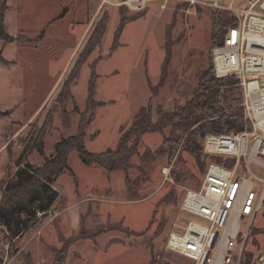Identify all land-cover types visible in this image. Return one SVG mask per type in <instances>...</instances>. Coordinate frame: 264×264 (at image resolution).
I'll return each mask as SVG.
<instances>
[{"label":"rangeland","instance_id":"obj_1","mask_svg":"<svg viewBox=\"0 0 264 264\" xmlns=\"http://www.w3.org/2000/svg\"><path fill=\"white\" fill-rule=\"evenodd\" d=\"M8 2L6 30L18 40L7 44L0 40V55L12 60L9 65L0 63V111L10 110L0 116V186L12 179L19 160L32 166L43 163L36 141L42 140L44 155L49 157L58 140L76 133L79 114L87 105L91 68L95 73L92 99L102 105L93 108V118L85 126L89 152L115 148L139 108L150 104L154 120L156 108L170 111L182 105L200 75L216 77L207 32L210 13L216 9L207 4L174 0L160 9L151 3L136 14L111 5L98 8L99 0ZM246 5L245 0L233 2L234 7ZM119 13L139 17L125 24L119 45L109 51ZM102 16L106 29L101 42L83 55L89 34ZM74 66H79L78 75L61 101L58 94L76 72ZM169 130L141 137L138 154L145 152L150 159L145 166L138 156L131 158L136 167H145L143 176L140 169H129L131 181L141 180L134 186H127L122 170L86 166L75 151L70 152L67 165L72 172L66 170L54 179L57 197L50 209L15 238L0 225V264H190L166 251L164 243L171 223L181 222L178 208L183 193L198 189L203 170L182 149L185 135L172 142ZM203 159L222 164L213 156ZM250 168L263 175L262 169ZM261 210L246 239L245 258L264 252Z\"/></svg>","mask_w":264,"mask_h":264},{"label":"built area","instance_id":"obj_2","mask_svg":"<svg viewBox=\"0 0 264 264\" xmlns=\"http://www.w3.org/2000/svg\"><path fill=\"white\" fill-rule=\"evenodd\" d=\"M171 1L99 0L98 8L124 5L136 12L151 3L163 9ZM185 1L226 10L235 18L222 43L212 48L211 60L216 77L239 80L244 128L202 137L203 153L222 164L208 161L198 189L183 193L178 208L181 222L171 223L164 248L190 264H241L260 208L264 214V0H245L247 5L242 8L233 6L235 0L226 5L219 0ZM250 166L262 169L263 175ZM248 264H264V252L250 257Z\"/></svg>","mask_w":264,"mask_h":264},{"label":"trees","instance_id":"obj_3","mask_svg":"<svg viewBox=\"0 0 264 264\" xmlns=\"http://www.w3.org/2000/svg\"><path fill=\"white\" fill-rule=\"evenodd\" d=\"M116 7L130 11L124 5ZM6 9L7 0H0V40L4 44L18 40V36H13L6 30L4 22ZM214 9L216 10L210 13L207 30L213 47L222 43L228 28L235 24V18L230 12L218 8ZM144 10L133 13L138 14ZM119 16V22L114 31L109 51L119 45V35L125 24L139 17V15H136L127 18L122 13H119ZM105 29V17L102 16L94 24L89 34L82 52L83 55L87 56L100 44ZM0 62L7 63L1 55ZM73 69H76V72L63 82L62 89L58 94V99L61 101H64L61 96L62 93H69V85L78 75L79 66H74ZM211 69L213 72L212 60ZM162 82L163 79L157 83L158 86ZM94 85L95 73L91 68L87 84V105L84 111L79 114L76 133L58 140L49 157L44 155L42 140L36 141L34 145L39 155L43 156V163L32 166L29 162L21 164L19 160L12 179L10 178L0 186V225L5 228L10 238L20 236L50 209L57 197V191L52 187L54 179L66 170L72 172L67 165L68 155L72 151L77 153L80 161L86 166L96 164L106 172L122 170L126 177L127 186L129 183L134 186L135 182L138 185L141 180L135 178L136 180L131 181L127 177L129 169L138 168L143 176L145 167L142 170L139 166L136 167L131 162V158L138 156L145 166L150 159L149 154L145 152L139 156L137 150L144 134L157 132L163 135V130L169 127V136L172 142H177L185 135L182 149L193 157L204 173L208 160L205 163L203 158H207V156L203 153L202 143L198 138H202L208 133H228L240 131L244 128L243 107L241 105L242 92L239 80L234 76L216 78L200 75L197 86L182 105L170 111L163 110L160 107L156 108L157 116L154 120L151 118L150 104L147 107L139 108L134 114L129 128L120 135L115 148H108L102 152H89L84 144L85 126L93 118L91 113L93 108L102 105L92 99ZM9 112L10 110L0 111V116L7 115ZM41 132L38 134L39 137L42 136ZM159 152L164 153L165 150H159ZM249 260L250 257H247L241 264H248Z\"/></svg>","mask_w":264,"mask_h":264},{"label":"crops","instance_id":"obj_4","mask_svg":"<svg viewBox=\"0 0 264 264\" xmlns=\"http://www.w3.org/2000/svg\"><path fill=\"white\" fill-rule=\"evenodd\" d=\"M9 8H10V3L8 2V5H7V11H6V13L7 12H9ZM2 57V56H1ZM4 60H6L7 61V63H3V62H0L1 64H4V65H9V64H12V60H9V59H7V58H5V57H2Z\"/></svg>","mask_w":264,"mask_h":264}]
</instances>
